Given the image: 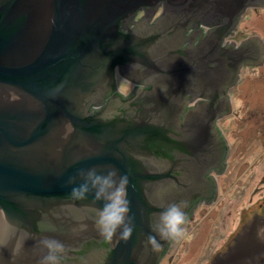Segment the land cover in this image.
<instances>
[{
	"label": "water",
	"instance_id": "1",
	"mask_svg": "<svg viewBox=\"0 0 264 264\" xmlns=\"http://www.w3.org/2000/svg\"><path fill=\"white\" fill-rule=\"evenodd\" d=\"M162 3L163 16L144 25V36L122 32V22ZM246 5L248 0H0V264H41L44 238L63 242L62 264H159L173 240L156 230L160 213L171 203L187 213L216 153L203 123L175 129L176 104L191 79L200 89L216 87L222 66L211 68L208 41L181 59L178 40L201 21L223 22L210 34L220 40ZM142 66L153 87L134 102L142 114L129 122L106 120L114 104L89 112L101 104L117 70L128 79ZM93 166L128 176L133 230L127 239L119 230L111 239L100 234L95 220L103 201L93 193L69 195L68 178L79 184L78 170ZM211 264H264V221L254 218Z\"/></svg>",
	"mask_w": 264,
	"mask_h": 264
},
{
	"label": "flooded vegetation",
	"instance_id": "2",
	"mask_svg": "<svg viewBox=\"0 0 264 264\" xmlns=\"http://www.w3.org/2000/svg\"><path fill=\"white\" fill-rule=\"evenodd\" d=\"M260 10H264V0H248V5L238 17L233 18L232 27L220 40L217 39L218 37H210V34L223 25V22L215 24L212 21L189 24L181 39L178 40L181 59L183 54L186 57H193L194 49H198L203 42L208 41L210 44L208 58H212L211 68L222 66L223 71H219L221 72L219 77L218 74L212 76V79L218 77L215 80L217 81L216 87L212 86L206 90L197 88L194 80L191 79V82L186 84L181 102L176 104L179 110L175 120V129L177 130L178 127L181 129L186 124L191 125L196 121L203 123L206 128L201 129L208 131L210 150L216 153L215 159L209 162L208 170L204 174L205 184L202 187L201 196L193 200L188 208L184 232L180 237L168 243L162 252L159 264L177 242H180V248H184V252L197 256L196 264H211L215 256L225 252L243 228L251 224L254 218L264 221V195L261 194L264 188V175L258 180L256 187L260 190V198L249 207L243 206L233 211L235 217L238 215L233 231L219 232L221 219L214 220L213 216L210 217L215 211L218 214L223 212L220 208L225 198L222 196L223 191L231 190L232 187L242 189L245 187V184L237 185L240 181H235L239 171L243 170L241 173H248L261 165L264 166V111L260 109L263 118L257 121L256 118L259 116L247 115V112L242 110L246 105L243 107L236 100L240 93L238 88L243 84L247 70L264 65V40L258 35H244L241 28L250 13ZM164 12V3L153 11H146L143 8L136 13L132 23L122 22L121 30L125 34L137 33L140 38L146 34L144 25L154 24ZM217 41H219L218 45ZM230 51L237 52L238 56L232 58ZM186 63L188 68L191 63ZM180 67H183L182 63ZM137 68L128 79L122 77L117 70L114 82L108 85L110 88L101 104L93 105L89 112L92 115L98 114L114 104L115 107L110 112L111 116L106 120H127L129 122L133 121V114H142V109L135 108L134 102L142 97L145 91L152 90L153 87L147 84L146 67ZM125 83L130 84V90L127 93L120 90V84ZM163 83L161 86L165 92V82ZM235 133L238 135L236 136ZM236 153L239 154L238 157H241L236 159ZM249 182L251 180L246 183ZM194 224H196L195 227ZM225 225L221 228L224 229ZM175 257L171 255L168 258L169 264L174 262Z\"/></svg>",
	"mask_w": 264,
	"mask_h": 264
},
{
	"label": "clouds",
	"instance_id": "3",
	"mask_svg": "<svg viewBox=\"0 0 264 264\" xmlns=\"http://www.w3.org/2000/svg\"><path fill=\"white\" fill-rule=\"evenodd\" d=\"M77 175L82 182L75 184L76 177L70 176L68 183L73 186L69 195L76 199L86 198L93 193V198L103 201L95 220L100 234L105 239H111L119 230V236L127 239L133 230L130 214V201L127 197L128 176L120 173L115 167H108L106 172H98L96 167L78 170ZM186 213L181 203H171L160 213L156 230L161 238H178L184 232ZM155 242L154 237H150ZM41 243L47 249L41 264H62V254L65 251L63 242L55 238H44Z\"/></svg>",
	"mask_w": 264,
	"mask_h": 264
},
{
	"label": "rangeland",
	"instance_id": "4",
	"mask_svg": "<svg viewBox=\"0 0 264 264\" xmlns=\"http://www.w3.org/2000/svg\"><path fill=\"white\" fill-rule=\"evenodd\" d=\"M249 15V18H247L241 26L242 30L244 31V35H258L264 40V10H260L259 12H252ZM129 85L130 84L128 83L120 84V90L124 93L129 92ZM238 90L240 91V93L236 98L237 102L243 107L246 105V107L242 109L243 112H247V115L250 116H259L256 119L257 121H261L260 118H263V115L260 112L262 110L264 111V65L247 70V72L245 73L244 82L238 88ZM235 135L237 136L238 133H235ZM238 156L239 154L236 153V159L241 157ZM250 162H252L251 159ZM241 171L238 172L235 181H240V183L237 185L245 184V187H243V189L232 187L231 190L227 189L223 191L222 196L226 198H224L223 202L220 205V208L223 210V212L218 214V212L215 211L214 215L210 216H213L214 220L219 218L221 219L220 227L218 229V231L221 233H230L234 230V226L236 225L235 220L238 219V215H236L235 217L233 212L235 211V209L239 210L243 206L249 207L254 204L258 198H260L261 194L262 196L264 195V188L261 194L260 190L256 188L258 186V180H260V178L264 175V166L262 167L261 165L259 168H255L253 171H249L248 173H241ZM233 179L234 178L232 176V180ZM248 180H251V182L246 183ZM196 224H194V227L196 226ZM224 225L226 227L224 229L221 228ZM183 250L184 248H180V242H177L172 247V250L169 252L167 257L161 261V264H169L168 258L171 257V255L176 256V259H174V262L172 264H196L197 256L187 254Z\"/></svg>",
	"mask_w": 264,
	"mask_h": 264
}]
</instances>
